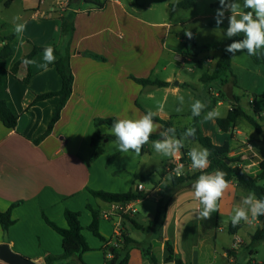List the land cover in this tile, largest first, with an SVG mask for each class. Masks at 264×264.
Instances as JSON below:
<instances>
[{
  "label": "crops",
  "instance_id": "obj_1",
  "mask_svg": "<svg viewBox=\"0 0 264 264\" xmlns=\"http://www.w3.org/2000/svg\"><path fill=\"white\" fill-rule=\"evenodd\" d=\"M30 1L24 0L27 6ZM36 1L35 6L19 15L26 22L20 36L14 29L5 32L4 24L0 28V56L5 47L12 50L7 57H0V100L18 117L14 129L7 128L0 119V211L7 212L18 203L12 209L14 224L9 230L5 232L0 224V245L8 244L14 252L46 264L47 256L63 254V241L45 218L67 228L65 213L69 210L80 213L83 235L90 246L81 256L85 264H105L110 258L106 247L118 245L124 231L135 241L129 250L128 264H177V259L182 264H264L260 257L264 242L252 241L261 226L258 217L252 219L249 214V220H242L236 233L229 231L232 210L248 192L231 182L218 202L219 211L212 213L210 219H197L199 204L192 195L193 182L176 189L170 185L172 175L167 167L175 158L161 163V155L152 147L154 140L144 145L138 156L131 151L120 153L111 126L96 125L98 119L138 117L149 109L157 111L158 105L163 104V112L156 117L186 130L193 125V118L189 119L190 104L195 99L205 102L209 111L217 109L218 118H225L239 105L259 121L262 133L244 117L229 132L218 127L217 118L206 121L203 115L200 125L215 144L230 143V157L239 158L238 166L256 176L264 161V65L237 52L226 76L205 82L203 77L215 72L230 38L208 43L207 46H216L207 48L206 55L200 50L195 33L191 39L173 33L172 23L145 19L120 0H107L102 9L86 0V6L80 5L79 0L66 12L52 11L47 0ZM69 12H73L74 25L70 37L62 29L63 18ZM196 20L197 16L192 19ZM189 41L194 42L193 49ZM49 45L59 52H54L56 60L48 71L38 67L44 63L43 53L33 57L35 64L25 66L21 62L16 73L12 71L34 46ZM66 53L74 77L73 90L60 119L46 135L60 97L35 99L62 89L56 62ZM30 72L32 78L26 83ZM136 79L160 80L167 85L141 84ZM178 95L185 98L184 110L179 113L175 111ZM255 108L262 113H255ZM227 133H232L235 145ZM195 142L186 147L189 149ZM185 160L186 173L200 171L191 169L188 155ZM136 175H149L150 179L137 180ZM261 182L264 180L260 181L264 185ZM147 183L151 189L144 185ZM138 184H143L142 192L148 194L141 200L108 203L91 194L137 193ZM165 190L169 192L164 193ZM164 194V222L152 227ZM88 205L100 213L99 229L105 241L89 229L93 214ZM167 243L172 246L173 255ZM0 264L8 263L0 259ZM65 264L80 261L74 256Z\"/></svg>",
  "mask_w": 264,
  "mask_h": 264
},
{
  "label": "trees",
  "instance_id": "obj_2",
  "mask_svg": "<svg viewBox=\"0 0 264 264\" xmlns=\"http://www.w3.org/2000/svg\"><path fill=\"white\" fill-rule=\"evenodd\" d=\"M12 0H8L7 4H9ZM87 3L93 5L96 9H102L107 0H86ZM243 2V0H242ZM196 6V0H182L180 2L171 4L170 7L172 9H192ZM215 7H220L219 3L214 4ZM71 13V15H70ZM73 12H69L66 14L63 18L62 22V29L64 34H68L70 37L73 30V20H72ZM209 25L211 27L217 28L215 20H210ZM227 24L222 23L219 28L226 29ZM242 35L240 37H233L230 38V41L227 45L231 44L233 40L242 39ZM216 45H210L206 48H213ZM46 47H40V46H34V49L32 52L23 58L22 60L18 61L15 66L13 67V72L16 73L20 63L24 59L32 60L34 56H36L39 53H43L44 49ZM54 52H59L57 48H54ZM12 50L10 47H5V49L1 52V58L7 57L9 54H11ZM183 55H186L183 53ZM232 54L227 53L224 50V53L222 57L219 59L216 70L212 75H206L203 77V81H211L214 79H219L224 76H226L231 71V65L232 60L231 58ZM252 60L257 65H264V55H261L259 57L252 56ZM56 67L59 72V74L62 77L63 80V86L60 91L57 92H50L46 94H42L36 97L35 101H43L50 99L52 97H60V103L56 107L53 118L51 120L49 129L46 133L48 135L54 125L57 123V121L60 119L61 111L65 104L67 103L68 99L70 98L73 90V81L74 77L72 74V70L70 67V61H69V55L66 53L65 55L61 56V58L56 62ZM32 78V73L30 72L28 76L25 78V82L29 83ZM141 84H154L159 86H165L167 85L166 82L160 81V80H150V79H136ZM237 102H239L240 98H236ZM210 110V107L208 106L204 112L201 114L200 117L193 118V125L192 127L196 128V136L194 138V141L199 142L203 147L209 149L211 155L209 156L210 160V167L206 169L205 171L208 173L213 172L214 170H222L226 173V179L231 183L235 182L238 187L244 189L246 192H254L257 196V198L264 199V185L260 184V181L264 180V161L261 163V172L253 176L246 172L244 169L240 168L237 163L240 162L239 158L230 157V153L232 152V148L230 143L226 142L223 145H217L213 142L212 138L205 135L201 129L200 121L203 115L206 114L207 111ZM254 112L257 114H261L262 111L258 110L257 108L254 109ZM240 117L246 118L251 125L254 126L256 131L258 133H262V125L259 123L255 117H252L248 115L239 105L235 106L233 110L229 111L228 115L225 118H217V125L223 132H229L233 129L235 124L237 123L238 119ZM0 119L3 122V124L9 128L14 129L17 126L18 117L15 115V113L11 110V108L8 106V104L4 100H0ZM261 119L264 120V117ZM117 119H98L96 120V125L99 124H106L111 126ZM154 120L161 123L164 128L167 127H173L172 123L170 121L162 120L160 118L154 117ZM177 130V136H179L181 133H183L185 130ZM159 135H152L150 137V140H157L159 139ZM98 139V136L95 135L93 138V142L96 143ZM183 154V159L185 160L188 152V148L185 147L181 150ZM100 152V150H97V154ZM201 171H198L196 173H187L184 176L177 177V176H171V187L173 188H179L185 184H188L190 182L195 181L199 175H201ZM137 180L147 181L150 179L149 175H136ZM169 192V190H165L164 193ZM91 194L94 197L100 198L101 200L108 202V203H124L129 202L133 200H141L148 196L145 192H137V193H125V194H113L108 193L104 191H91ZM166 195H163V198L159 200L157 205V212L155 219L151 222V226H160L165 219V212L167 209V201H166ZM165 197V198H164ZM18 203H15L12 205L10 210L7 212H1L0 211V224L5 232L9 230V228L14 224V220L12 218V209L16 207ZM88 209L93 214V221L89 227L90 231L99 239L102 241H105V238L100 233V213L98 210L93 208L91 205L87 206ZM65 218L68 223L67 228H61L57 226L55 223L50 221L48 218L46 219V222L51 226L55 231H57L62 236L63 241V254L60 256H47L45 259L46 264H65L68 261L71 260L74 256H78L80 264H85L83 260L81 259V256L83 253L90 250V246L83 235V226L80 221V213L79 212H73L67 210L65 213ZM261 226L257 229L255 234L252 237L253 243L257 242H264V215L258 217ZM137 227H140L136 222H133ZM241 226V222L233 226L232 223L230 225V233L234 234L236 233L237 229ZM141 228V227H140ZM122 240L121 242H118V245H108L106 247V250L108 252V255L110 258H107L105 261V264H128L129 261V250L130 247L135 241L129 237L128 233L124 231L122 233ZM113 248V251H110V249ZM168 251L171 253V255L174 254V250L170 243H167ZM177 264H182V261L180 259L176 260ZM251 264V263H249Z\"/></svg>",
  "mask_w": 264,
  "mask_h": 264
},
{
  "label": "clouds",
  "instance_id": "obj_3",
  "mask_svg": "<svg viewBox=\"0 0 264 264\" xmlns=\"http://www.w3.org/2000/svg\"><path fill=\"white\" fill-rule=\"evenodd\" d=\"M220 7L215 12V22L217 28L225 19L228 20V26L225 30L226 38L240 37L242 39L233 40L225 47L227 53H231V58H236L237 52L246 53L249 57L264 55V0H219ZM230 15L227 17L225 13ZM14 32L20 36L26 28V22L20 16L14 18ZM185 35L191 39L192 33L185 32ZM56 57L52 46H47L43 51V61L38 65L43 71H48V66L54 63ZM22 63L27 66L35 64V60L24 59ZM179 106L176 112L184 110L185 98L183 95L177 96ZM208 105L195 99L190 104L191 118L200 117ZM164 105L159 104L157 111L151 109L138 117H128L117 119L112 125L110 132L116 138L115 145L120 153H129L130 151L137 156L141 154L143 146L148 144L153 133H157L160 139L152 141L154 151L168 158H178L181 150L187 144L192 143L196 136V128L188 127L183 133L177 136V130L173 127L163 128L155 122L154 117L159 112H163ZM220 116L217 109L207 111L203 116L204 120H215ZM162 129V130H161ZM188 157L191 160V169L200 170L201 175L192 183V195L198 201L199 207L196 209V218L200 220L210 219L212 213L219 211V201L223 199L225 193L230 189V182L225 178L226 173L222 170H214L211 173L205 170L210 167L209 149L195 145L188 149ZM184 166L181 164L175 169L176 175L183 173ZM231 223L238 225L242 220L247 222L249 214L252 219L264 215V199L257 198L254 192H248L242 196L239 205L233 208Z\"/></svg>",
  "mask_w": 264,
  "mask_h": 264
},
{
  "label": "rangeland",
  "instance_id": "obj_4",
  "mask_svg": "<svg viewBox=\"0 0 264 264\" xmlns=\"http://www.w3.org/2000/svg\"><path fill=\"white\" fill-rule=\"evenodd\" d=\"M52 0H47L46 3L51 4ZM125 6L131 9H136L139 11L141 17L145 19H152L156 21H167L173 25V33H181L185 35V32L195 33L197 35V43L200 50L208 54L207 44L216 41H226L228 38L225 36V30L212 28L208 25V21L215 20V12L219 7L213 6L219 3V0H196V6L193 9H172L171 4L180 2L182 0H120ZM8 0H0V28L1 24H4V31L11 32L14 29V17L24 14L28 7L35 6L37 4L36 0H31L30 5L27 6L24 0H15L7 4ZM242 4V0H239ZM47 5V4H46ZM80 5L86 6L85 0L80 2ZM230 13L226 12L227 17ZM197 16L196 21L192 19ZM19 22H22L19 21ZM223 23L228 25V20L225 19ZM195 31V32H193ZM186 36V35H185ZM205 45V46H204ZM190 49L194 48V42L189 41ZM212 66V65H211ZM208 67L206 66V70ZM218 98V97H217ZM222 96L220 95L219 99ZM229 141L235 145L232 133L226 134ZM200 145V143L195 142V145ZM194 145V146H195ZM161 163H164L168 157L161 156ZM159 164L162 166V164ZM160 170V169H159ZM264 184V182H261ZM146 187L151 189V184H144ZM261 259H264V249L262 248Z\"/></svg>",
  "mask_w": 264,
  "mask_h": 264
},
{
  "label": "built area",
  "instance_id": "obj_5",
  "mask_svg": "<svg viewBox=\"0 0 264 264\" xmlns=\"http://www.w3.org/2000/svg\"><path fill=\"white\" fill-rule=\"evenodd\" d=\"M73 5H74V0H52L51 1L52 11L66 12V11L71 10ZM181 164L184 166L183 173L178 176L175 174V169ZM185 168H186V160L183 159V154H182L178 158H175L174 161L167 167V172L172 176L181 177L187 174L185 172ZM137 190L139 192H142L144 190L143 184H138Z\"/></svg>",
  "mask_w": 264,
  "mask_h": 264
},
{
  "label": "water",
  "instance_id": "obj_6",
  "mask_svg": "<svg viewBox=\"0 0 264 264\" xmlns=\"http://www.w3.org/2000/svg\"><path fill=\"white\" fill-rule=\"evenodd\" d=\"M78 3L79 0H74ZM0 259L8 264H38L33 260L14 252L8 244L0 245Z\"/></svg>",
  "mask_w": 264,
  "mask_h": 264
}]
</instances>
